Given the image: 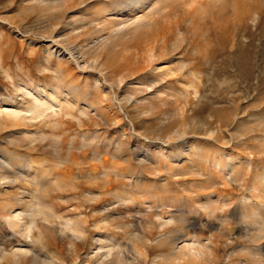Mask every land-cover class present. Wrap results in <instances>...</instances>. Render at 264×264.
<instances>
[{"label":"rangeland","instance_id":"rangeland-1","mask_svg":"<svg viewBox=\"0 0 264 264\" xmlns=\"http://www.w3.org/2000/svg\"><path fill=\"white\" fill-rule=\"evenodd\" d=\"M68 1L59 9L43 10L41 0H0V120L8 125L0 126V171L14 176L15 188L36 189L33 197L11 198L2 195L10 187L0 181V253L6 256L0 264H13L12 253L24 247L29 249L21 264H42L44 257L51 264H97L101 258L104 263L100 264L125 263L104 257L107 242L96 239L105 234L118 244L114 253L123 248L136 257V252L147 251L148 257L138 259L139 264H162L154 258L170 248L154 241L178 229L188 230L191 236L196 233L205 242L211 240L197 264L241 260L263 264L243 250L242 246L253 244L246 230L226 243L223 224L229 219L238 228L236 218L228 215L220 224L218 216L205 213L203 223L211 219L214 227L207 223L189 227L198 214L176 202L203 200L208 194L209 207L219 215L220 207L231 213L234 204L260 200L253 198L252 185L264 179V0H208L202 6L197 3V11V4L191 2L189 12L185 2L174 3L165 18L158 17L157 31L139 48L144 51L151 43L153 55L147 49L129 62L121 52L107 59L111 63L101 71L105 54L93 62V55L85 52L96 36L93 31L84 29L78 37L64 38L75 17L93 12L105 0H82L78 7ZM148 80L151 87L146 85ZM97 82L101 95L96 102ZM136 86L143 91H135ZM45 90L57 94L49 96ZM27 101L32 108H25ZM179 130L185 131L184 136L178 135ZM32 138L34 142L29 141ZM190 145L207 156L215 152L222 163L227 162L228 153L238 152L244 167L248 162L251 170H241L238 184L215 182L209 187L207 183V188L201 173L175 174L174 168L159 167L160 162L171 161L167 153L183 159ZM4 147L20 152L18 168L3 160ZM195 161L199 163L197 157ZM32 164L39 166V176L34 177L31 169L30 175L20 174ZM130 169L125 178L115 176V171ZM89 189L103 195L89 202L91 195L84 193ZM30 199L48 211L31 217ZM218 199L229 204L224 207ZM159 203L181 216L160 225L165 219L156 218L158 213L151 208ZM19 211L21 215L13 221L7 218ZM80 217L86 221V233L76 238L65 223ZM32 219L34 226L26 232Z\"/></svg>","mask_w":264,"mask_h":264},{"label":"bare ground","instance_id":"bare-ground-1","mask_svg":"<svg viewBox=\"0 0 264 264\" xmlns=\"http://www.w3.org/2000/svg\"><path fill=\"white\" fill-rule=\"evenodd\" d=\"M41 1L42 2H39L38 4L42 6L43 10H49V9H52V8L59 9L61 7V5H63V3L65 4L67 2V0H41ZM69 1H71V0H69ZM179 1L185 2L184 4L185 5L187 4V8H188L189 6H191L190 5L191 2H193L195 4L198 3V4H200L202 6V4H204V3L206 4V1H208V0H122V2H120L119 0H105V2H103V4L100 3L99 7L96 6L95 8H97V9H95L93 12L92 11H90V12L88 11V12H85L80 17H75V19L72 22V25L70 26L71 27L70 34L67 35L64 38V40H69L70 38L72 39L74 37H78L79 35L82 34L81 32L84 29L93 31L96 34V36L93 39L92 45H89V46L87 45V48H86L87 50L85 48L84 49L86 50L85 52H87L88 54L90 53L91 55H93V58L91 59L93 62H97L98 57H100V55H102V54H105L106 60L99 64L100 71H101V69H105L107 67V63H109V61H107V59L111 58L113 60L121 52L125 53V56H127V58H128L127 60L129 62H130V59H132L134 57V55L135 56L137 55V57H139V56L141 57V54H142L141 52L146 53L147 49H148L147 50V54L153 55V54H151L153 52V50H155L153 44L149 43V44L145 45L147 47V49H145V50L143 49L144 51H140L141 49L139 50V48L140 47L142 48V46H141V44H143L142 42H144L145 40L149 39L148 37L152 36L151 34L157 31L158 28H156V26H158V25L156 24V22H157L158 17H160V19L162 17L165 18L164 15L167 12V9H169L170 7L173 6L174 3H177ZM72 3L74 5H77V7H78L79 5L83 4L84 2L82 0H72ZM198 4L196 6L198 8L195 7V11H197L199 9L200 5L198 6ZM84 5L87 6V4H84ZM74 7H76V6H74ZM170 10H171V8H170ZM188 12H189V8H188ZM195 13L196 12H194V14ZM162 35H163V33H162ZM162 39H163V43H165L164 42V40L166 41L165 35H164V37ZM155 43H157V42H155ZM147 54H145V57H146ZM102 72H103V70H102ZM56 79H57V77H56ZM145 82H147L146 83L147 87H151L150 84L148 83V82H150L149 80L145 81ZM100 88H101L100 84L97 82L96 85H95V89H94V90H96L95 93H94L95 95L93 97L94 99H95V97H98L99 94L101 95V93H99ZM134 90L137 91V92L138 91L139 92L143 91V89H141V87L139 88L138 86H136V88ZM101 91H102V89H101ZM45 94L51 96L52 94H57V93L53 90L51 92L50 91L49 92L46 91ZM156 96H158V95L155 94L154 97H156ZM77 98H79L78 95H77ZM159 98H161V97H159ZM99 99L100 98H97V100H99ZM63 101H67V100H63ZM95 101H96V99H95ZM72 104H74L75 107H77V106L79 107V105L76 106L75 103H72ZM78 104H80V103L78 102ZM87 106H88V104H87ZM32 107H33V104L30 101H27V104L25 105V108L29 109V108H32ZM78 107H77V109H78ZM81 107L79 108L80 111L82 113L86 112V111H84V108H81ZM0 126L6 127L8 125H7L6 121L0 120ZM177 133L180 136H184L185 131L184 130H179V131H177ZM36 138H39V136H36ZM33 139L34 138H32L29 141L31 142ZM34 141H32V142H34ZM195 145L194 146L190 145L188 147L189 150L187 152L185 151L183 153V159H181L180 161L175 158V156H174L175 154L172 153L170 156H168V153H167L166 157L172 158L171 161H169V162L167 161V162H163V163L160 162L159 164H162V165H160L159 167H161V166L163 167L164 165H166L165 167L166 168L168 167V169L174 168L178 172V173H175V174L186 175L187 173L193 174L194 172H196V174H198L200 176H201V174L205 175L206 179H205L204 182H206L207 186L206 185H204V186H206L207 188H208V184L210 185L209 187H211L212 185L215 184V182L216 183H218V182L219 183H223L225 185L229 184L231 182L237 183L238 180L240 179L239 175H241V170L242 169L244 171H246V173H249L250 170H251L249 168V163L248 162H246V167H244L245 163H243L240 160V156H239L238 152L234 153V151H233V152H231V154L228 153L227 156H226L227 157V162L226 163H222V162H220L221 159L217 160V158L215 156L216 155L215 152H213V154L211 156H207L208 154L207 155L204 154L203 153L204 150H203V152H201V154H200V152H198L196 150V146ZM158 149H159V147H158ZM2 150L4 151V154H3V157H2L3 160H4V158H6V160H4V161H7L8 162L7 164H11V166L13 168L14 167L18 168L17 163H19V161H20L19 160V158H20L19 157V153L20 152H16L14 150L6 149L5 147L2 148ZM189 151H191V152H189ZM205 152H208V151H205ZM164 156H165V154H164ZM196 157L199 159V163H196V161H195ZM208 166L210 168L209 170H207ZM38 167L36 166V168H35L33 166V164L32 165H27L25 170H23L24 169L23 168L22 170H20L21 173H20V171H19V173L22 174V171H23L24 174H29L28 171H30V169H31V173L34 174V177H36L39 174ZM156 167H158V166H156ZM40 169H43V168L41 167ZM159 169H161V168H159ZM125 171H123V172L122 171L120 172L119 170L115 171V173H116L115 176L118 177V178L119 177L120 178H125L126 177V173L127 174H131V172H132L131 169L126 171V172ZM0 172H1L0 181H4L6 183V185L10 187V190L5 192V193H3L2 195H7L8 197L10 196L11 198L15 197L17 199H19L20 196H30V197L32 196L33 197L34 192L36 191V189H35V191L33 189L34 186H31L32 188H20V187H16L15 188L14 187L15 185L12 184V182L15 181L14 176L13 175L11 176L9 174L7 175L5 173V171H2V170ZM41 173H43V172H41ZM206 174H207V176H206ZM141 175L143 176V174H141ZM145 175H146V173H145ZM127 177H130V175L127 176ZM48 178H51V177H48ZM142 178L145 179L146 176H143ZM142 178L140 177L139 180L142 181L141 180ZM115 179H113V180H115ZM128 179H130V178H128ZM35 181H36V179H35ZM185 181H186V179H185ZM30 182H32V181H30ZM49 182H51V181H49ZM196 185L198 187H201V188L203 187L204 188L203 184L199 185V183H198ZM197 186L194 185V187H197ZM252 186H253L252 191L254 193L253 198H254V196L255 197H259L260 200L255 198L256 200L252 201L250 199L251 198L250 197L251 194H250V196H249L250 202L248 201V203L247 202L246 203H240V204L231 203V204H234L233 207H232V212L231 213H230V210H231L230 207H229L230 210H228V209L221 208L220 207L221 205H219L220 208L218 206L217 207L220 209L219 211L221 212V214L217 215L216 212L213 211V208L209 207L210 204L212 203V199L210 197L208 198V194H204V196L205 195L206 196L205 197L203 196V200H198V198L196 200L194 198L195 200L193 199L194 200L193 201V200H191V198H189L190 200H183L182 201V200L179 199L176 202V204L178 206H182L183 209L186 208L187 211L189 213H192L193 215H194V213L198 214V217L196 216L197 217L196 218L197 221H195V222L194 221H189V218L186 219L187 222L189 221L187 226L193 227V228H195L196 225H200V226H202L203 224L206 225V223H207V226H209L211 228L214 227L213 225L216 222L215 221L213 222L211 219L205 220L204 221L205 223H203L202 217H203V215L205 213H207V214L212 213L213 217L214 216H218L220 218V220H221L220 224H221V222H223L224 218L227 217L228 215H230L229 217H231V218H236L237 221H238L237 223L239 224L238 228H237L236 225H231L229 223V219H228V222L223 224V233L225 232L224 234L227 236L226 237L227 238V240H226L227 242L226 243L234 241V239L236 237V233L240 234L243 230L244 231L246 230L244 233L247 234V237L251 238V241L253 242V244L249 245V246L248 245L247 246H242L243 250L246 251V254H248L250 256L253 255V256H255V258H256V256H258L260 259L259 258H257V259L261 260L263 262V264H264V179H262L261 181H259L257 183H254ZM84 193H85V195L86 194H88L89 196L91 195V197H89L88 200L86 198V200L89 201V202L90 201L93 202L95 200H98L100 198V195L102 194V193L94 192L91 189H89L87 191L85 190ZM119 196H122V195H119ZM120 199L124 200L126 198L123 199L122 197H120ZM216 201H218L219 204L222 203V206L224 205V207H225V205L229 204L227 202V200H225V199H223V200L218 199ZM35 202L33 200H31V199L28 200V203H30V206H32L31 207V211L29 213L31 217H34L36 212H42V211L44 212V210L48 211V208H46L44 204H42L39 201H35ZM6 204L4 206L9 205V204H7V205ZM161 204L162 203H159V205H153L154 207L150 206L151 208H155L156 209V211L158 213V214H155V215H157L156 218L165 219V220L161 221L160 225H167L168 222L173 221L174 219L176 220L178 216H181L179 214L177 215L172 210L173 209L172 206H171L172 207V209H171L172 211L171 210H167L166 211L165 208H163V204H162V206H161ZM164 205H168V203H166V204L164 203ZM150 207H149V210L151 209ZM175 208H176V206H175ZM215 209H216V207H215ZM145 210H146V208H145ZM175 211H176V209H175ZM96 212H98V210ZM96 212H93V213H96ZM161 212L162 213H166L167 216H164L163 214L161 215ZM183 212H185V211H183ZM137 213L138 212H136V214ZM20 215H21V211L15 212L14 214L7 215V218L10 221H13V219L18 218ZM182 218H185V217H182ZM192 218L193 217H191V219ZM211 218H212V216H211ZM222 218H223V220H222ZM194 219H195V216H194ZM181 220H183V219H181ZM225 221H227V220H225ZM85 223H86L85 219H83V217H80L78 219H68V220H66L65 225L66 226L68 225V227L71 230V232H73L72 234H74V236L76 235V238H78V237L85 236V233H86V230L84 228ZM14 224L18 225L15 222H14ZM220 224H219V226H220ZM33 226H34V222H33V219H32V220H30L29 224L26 226V232H29L30 228H32ZM221 228H222V225H221ZM177 231H175V232L177 233ZM187 231L188 230L181 231V229H180L178 234H175V232H173L174 234H171L172 232L169 233V231L168 232L166 231L167 234L165 233L164 235H158V237L156 238V240L154 242H156V244L157 243L158 244H166V246H169L170 250L168 252H166V253H159L157 255L156 259L154 258V262L158 263V262L162 261L165 264L166 263L167 264H197L200 256L203 254V252L205 250L206 251L208 250V247L210 246L211 240L208 238L207 241L205 242L204 241L205 240L204 237L202 238V236L200 237L196 233L192 234V236H191L190 233L187 232ZM161 234H163V233H161ZM102 236H104V238H102V237L97 238L96 241L97 242H101V241H104V239H105L104 242L105 243L107 242V249H106V253L104 254V257L106 255H107V257L109 256L110 257V262L111 261L114 262L115 260L120 261L121 259H123L129 264H132L133 261L136 262L137 264H139L138 263L139 262L138 259H141L142 261L143 260L145 261L146 258L148 257V255L146 254L147 251L146 252L142 251V253H139V254H138V252H136L137 253L136 257H130L129 255L132 256V253L129 254V251L127 252V250H125L123 248H121L119 252H115L114 253L113 249H114V247L115 248L118 247V244L116 242L112 241V238L108 234L107 235L105 234V235H102ZM182 237H184V239L182 241L180 240L181 241L180 242L179 239L182 238ZM141 239H145V238H141ZM188 240H189V242H188ZM226 243H225V245H226ZM101 246H99V247H101ZM135 248H137V247H135ZM28 249H29L28 247H24L22 249L21 248L19 249L21 251H14L12 253L14 255L13 264H21V261H22L21 258L24 256V253ZM101 249H103V248H101ZM140 249H142V248H140ZM133 251H136V250H133ZM133 254H134V252H133ZM5 257L6 256L1 255V253H0V261L4 260ZM41 261H42V264H51V261H49L45 257ZM100 263H104L102 258H101V261L97 262V264H100ZM125 263L123 261L122 264H125ZM136 263H133V264H136ZM237 264H251V263H248V262H246L244 260H241Z\"/></svg>","mask_w":264,"mask_h":264}]
</instances>
